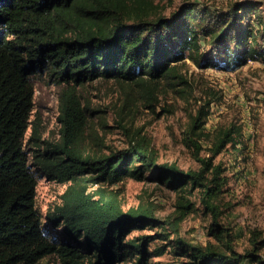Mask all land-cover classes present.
Returning a JSON list of instances; mask_svg holds the SVG:
<instances>
[{
  "label": "trees",
  "instance_id": "trees-1",
  "mask_svg": "<svg viewBox=\"0 0 264 264\" xmlns=\"http://www.w3.org/2000/svg\"><path fill=\"white\" fill-rule=\"evenodd\" d=\"M262 4L235 0L211 9L188 1L164 16L149 0H0V264L44 257L51 264H150L168 247L181 260L174 264H264L262 231L251 229L250 246L238 251L232 226L220 220L227 178L215 157L236 146L240 133L233 126L206 130L210 100L188 115L183 142L198 166L183 170L158 163L150 143L135 134L124 147L100 148L103 140L89 130V113L98 109L88 111L77 93L89 81L111 79L124 90L119 112L132 86L148 82L162 81L187 99L193 85L181 69L186 58L228 69L264 61ZM38 76L60 88L57 142L42 141L30 119ZM202 140L209 142L208 155L201 154ZM36 170L67 183L49 215L60 227L57 238L48 235L36 205ZM148 171L176 192L169 215H158L152 203L124 209L120 190L111 188L126 177L142 180ZM193 198L210 216L207 232L215 241L181 236ZM145 228L155 231L131 234ZM156 240L161 243L151 249Z\"/></svg>",
  "mask_w": 264,
  "mask_h": 264
},
{
  "label": "rangeland",
  "instance_id": "rangeland-1",
  "mask_svg": "<svg viewBox=\"0 0 264 264\" xmlns=\"http://www.w3.org/2000/svg\"><path fill=\"white\" fill-rule=\"evenodd\" d=\"M153 9L164 16L170 15L184 2L194 1L207 4L211 9L224 7L235 0H149ZM260 8L264 14V0ZM215 55V52H213ZM216 58V56H214ZM221 63V62H220ZM181 69L191 80L193 93L187 99L166 88L162 81L133 85L125 109L119 112L124 90L111 79H95L77 87L81 103L89 110V119L97 134L103 140V148L124 147L135 134L148 141L156 153L158 163H172L180 169L197 168L198 162L183 142L189 113L210 100L208 115L204 123L211 133L215 128L233 126L238 128L237 144L227 145L217 156L224 167L227 181L224 185L222 205L225 212L220 220L233 228L234 246L243 251L250 246L249 233L257 228L264 234V61L256 59L236 68L228 69L220 64L201 67L190 58L181 64ZM59 86L49 82L47 77L34 80V107L30 119L38 125L40 139L57 142L60 137L58 121ZM106 123L103 127L101 123ZM122 125V126H121ZM31 127L27 130V136ZM202 155H208L209 142L202 140ZM46 143V142H45ZM37 208L43 224L51 238L59 236L60 227L52 226L49 215L61 205V194L67 183L49 180L35 171ZM146 173L142 180L124 178L111 186L120 190L124 209L139 204L152 203L160 216L169 215L174 209L176 192L157 183ZM94 186H90L89 190ZM194 197V195H193ZM194 200V209L180 225L181 236L191 243L205 244L215 241L207 232L210 216L202 204ZM155 229H138L131 234L153 233ZM161 241H153V249ZM264 256V249L261 251ZM185 257L183 256L182 259ZM176 254L167 248L166 252L153 255L150 264H174ZM51 257H44L36 264H51Z\"/></svg>",
  "mask_w": 264,
  "mask_h": 264
},
{
  "label": "built area",
  "instance_id": "built-area-1",
  "mask_svg": "<svg viewBox=\"0 0 264 264\" xmlns=\"http://www.w3.org/2000/svg\"><path fill=\"white\" fill-rule=\"evenodd\" d=\"M248 61H250V59H248Z\"/></svg>",
  "mask_w": 264,
  "mask_h": 264
}]
</instances>
